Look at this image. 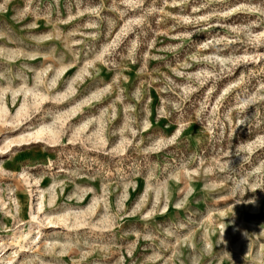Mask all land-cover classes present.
Listing matches in <instances>:
<instances>
[{
    "label": "rangeland",
    "instance_id": "obj_1",
    "mask_svg": "<svg viewBox=\"0 0 264 264\" xmlns=\"http://www.w3.org/2000/svg\"><path fill=\"white\" fill-rule=\"evenodd\" d=\"M0 264H264V0H0Z\"/></svg>",
    "mask_w": 264,
    "mask_h": 264
}]
</instances>
